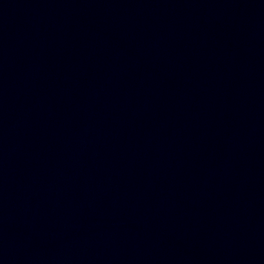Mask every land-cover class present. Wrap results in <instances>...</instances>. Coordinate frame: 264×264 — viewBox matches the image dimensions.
<instances>
[{"label":"water","instance_id":"obj_1","mask_svg":"<svg viewBox=\"0 0 264 264\" xmlns=\"http://www.w3.org/2000/svg\"><path fill=\"white\" fill-rule=\"evenodd\" d=\"M0 264H264V0H0Z\"/></svg>","mask_w":264,"mask_h":264}]
</instances>
